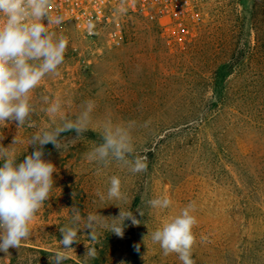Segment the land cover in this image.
<instances>
[{
	"label": "rangeland",
	"instance_id": "obj_1",
	"mask_svg": "<svg viewBox=\"0 0 264 264\" xmlns=\"http://www.w3.org/2000/svg\"><path fill=\"white\" fill-rule=\"evenodd\" d=\"M120 27L119 48L103 37L86 39L72 25L55 29L68 38L65 59L59 74L46 76L32 93L37 104L32 120L39 127L50 123L40 110L41 95L59 98L68 118L93 99L94 124L107 114L136 122L133 143L147 156V171L133 174L115 163L98 171L85 156L98 135L88 131L72 141L74 131L62 133L70 141L65 149L51 143L43 148V158L57 172L50 199L32 223L33 235L19 249L0 251V264H51L62 239L59 227L69 222L73 206L82 215L117 217L119 208L110 204L120 202L102 204L96 195L106 194L112 175L128 198L120 206L141 223L126 220L124 239L99 230L95 259L84 257L90 230H82L64 264H182L175 253L163 255L147 235L190 202L196 206L195 264H264V0L208 1L201 21L184 28L140 14H124ZM237 59L241 63L224 83L220 112L201 122L213 72ZM35 130L9 122L0 126V144L8 147L19 136L17 163L22 162L34 151L27 139ZM165 196L172 201L168 209L148 206L149 199Z\"/></svg>",
	"mask_w": 264,
	"mask_h": 264
},
{
	"label": "clouds",
	"instance_id": "obj_2",
	"mask_svg": "<svg viewBox=\"0 0 264 264\" xmlns=\"http://www.w3.org/2000/svg\"><path fill=\"white\" fill-rule=\"evenodd\" d=\"M125 0H121L119 11H126ZM53 0H0V126L15 122L17 129L24 127L36 130L27 139V146L34 145V151L22 162L17 163L16 146L23 143L15 136L8 147L0 144V251L8 253L9 248L19 249L23 241L33 235L32 223L45 201L50 199L54 187L53 173L55 165L45 160L43 148L51 143L58 150L67 147L61 134L74 131L78 140L88 131L95 132L99 142L92 145L85 154L88 162L97 166V170L108 168L113 163L127 168L133 174L147 171V156L136 151L132 130L135 121H116L111 114L94 124L93 113L96 102L85 100L74 118L62 114L63 102L48 95H41L40 102L45 105L40 110L48 114L50 123L39 127L32 116L37 112V104L32 93L46 76L58 75L63 64L68 46V38L57 34L53 25H60L63 17L52 14ZM95 25L88 22L89 34ZM59 117V122H57ZM2 139V138H0ZM73 194V198H74ZM100 203L118 201L127 204L128 198L122 191V182L116 175L109 179L106 194L97 191ZM114 203L119 208L117 217H104L98 211L82 215L79 208L68 209L69 222L59 227L62 239L60 247L50 256L51 264H64L70 259L68 253L74 252L72 245L79 243L82 230H90L85 244L84 257L95 259V243L99 230L123 236L125 221L138 226L133 212ZM147 204L152 209H168L172 201L168 197L149 199ZM195 202H190L181 209L179 215L164 223L154 231L148 232L153 243L159 244L163 255L175 253L182 264H195L192 248L196 237L192 231L197 224ZM141 216L143 211L139 210ZM139 244L135 249L139 252Z\"/></svg>",
	"mask_w": 264,
	"mask_h": 264
},
{
	"label": "built area",
	"instance_id": "obj_3",
	"mask_svg": "<svg viewBox=\"0 0 264 264\" xmlns=\"http://www.w3.org/2000/svg\"><path fill=\"white\" fill-rule=\"evenodd\" d=\"M208 1L211 0H125L126 11H119L121 0H53L52 14L63 17L53 30L72 25L86 39L103 37L107 44L119 48L124 43L120 27L124 14L151 16L184 28L201 21ZM89 21L95 25L91 34Z\"/></svg>",
	"mask_w": 264,
	"mask_h": 264
},
{
	"label": "trees",
	"instance_id": "obj_4",
	"mask_svg": "<svg viewBox=\"0 0 264 264\" xmlns=\"http://www.w3.org/2000/svg\"><path fill=\"white\" fill-rule=\"evenodd\" d=\"M241 63L240 60L229 61L220 64L211 76L212 91L207 104L200 110V118L202 121L207 123L214 114H218L221 110L223 102L226 98V92L224 83L232 74L233 68ZM126 236H122L124 239ZM129 244V248H131Z\"/></svg>",
	"mask_w": 264,
	"mask_h": 264
}]
</instances>
